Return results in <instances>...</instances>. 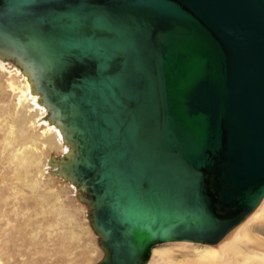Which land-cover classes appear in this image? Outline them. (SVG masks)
<instances>
[{"label": "water", "instance_id": "water-1", "mask_svg": "<svg viewBox=\"0 0 264 264\" xmlns=\"http://www.w3.org/2000/svg\"><path fill=\"white\" fill-rule=\"evenodd\" d=\"M0 57L69 152L104 252L218 245L264 200V0H0Z\"/></svg>", "mask_w": 264, "mask_h": 264}, {"label": "rangeland", "instance_id": "rangeland-1", "mask_svg": "<svg viewBox=\"0 0 264 264\" xmlns=\"http://www.w3.org/2000/svg\"><path fill=\"white\" fill-rule=\"evenodd\" d=\"M14 102L12 96L4 98L0 91V264L98 263L104 252L91 228L89 209L79 200V191L49 171L40 174L52 157L61 156L44 147L40 135L46 125L41 122L35 133H28V142L39 154V162L31 165L29 172H23L9 159L7 143L17 145V133L21 131L22 140L27 131L15 114ZM7 122L14 129L11 135L3 136L2 125ZM263 229L251 231L253 239L248 235L242 239H249L251 244L257 239L264 241Z\"/></svg>", "mask_w": 264, "mask_h": 264}, {"label": "bare ground", "instance_id": "bare-ground-1", "mask_svg": "<svg viewBox=\"0 0 264 264\" xmlns=\"http://www.w3.org/2000/svg\"><path fill=\"white\" fill-rule=\"evenodd\" d=\"M0 91L4 98L7 95L13 97L15 114L26 124L28 131L23 132L24 138L22 140L21 131L17 133V145H13L12 142H8L6 145L9 149V159L15 161L20 170L29 172L27 169L39 162V154L33 149L34 145L28 142V139L31 138L28 133H35L41 122L46 125L45 130L40 135L44 139L46 145L44 147L48 146L50 150L60 152V157H64L69 152L60 129L48 119V111L43 105L40 95L34 92L29 77L14 63L1 57ZM13 129L14 127L7 122L2 125L1 133L3 136L11 135ZM54 159H58L57 156L48 159V162L46 161V165L40 170L42 176L44 175L43 171L45 174L49 171L51 175L52 167L50 164ZM57 177L65 179L62 176ZM258 228H264V200L245 222L233 230L216 247L215 245L190 242L162 244L153 249L148 264H256L264 261V241L257 239L251 244L249 239L243 240L242 238L247 235L252 238L250 232ZM261 231L264 234V229Z\"/></svg>", "mask_w": 264, "mask_h": 264}]
</instances>
